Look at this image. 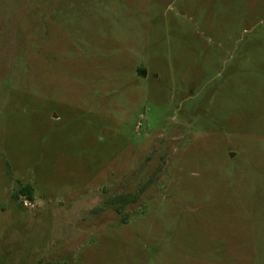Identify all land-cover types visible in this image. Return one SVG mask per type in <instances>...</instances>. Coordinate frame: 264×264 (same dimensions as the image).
<instances>
[{"label":"rangeland","instance_id":"1","mask_svg":"<svg viewBox=\"0 0 264 264\" xmlns=\"http://www.w3.org/2000/svg\"><path fill=\"white\" fill-rule=\"evenodd\" d=\"M53 263L264 264V0H0V264Z\"/></svg>","mask_w":264,"mask_h":264},{"label":"trees","instance_id":"2","mask_svg":"<svg viewBox=\"0 0 264 264\" xmlns=\"http://www.w3.org/2000/svg\"><path fill=\"white\" fill-rule=\"evenodd\" d=\"M33 193H34V188L32 184L27 183L21 186V188L17 191L16 196L18 194H23L27 196L28 199L33 200ZM131 199L133 198L128 196H122V197L112 198L110 202L111 204H113V207L116 209L117 212H123L125 206L131 201Z\"/></svg>","mask_w":264,"mask_h":264},{"label":"water","instance_id":"3","mask_svg":"<svg viewBox=\"0 0 264 264\" xmlns=\"http://www.w3.org/2000/svg\"><path fill=\"white\" fill-rule=\"evenodd\" d=\"M234 154H232L231 156H233Z\"/></svg>","mask_w":264,"mask_h":264}]
</instances>
